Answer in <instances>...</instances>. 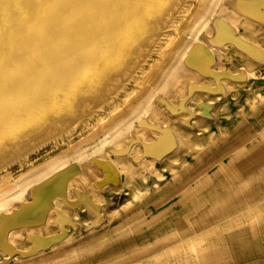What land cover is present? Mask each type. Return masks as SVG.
Listing matches in <instances>:
<instances>
[{
	"label": "bare ground",
	"instance_id": "6f19581e",
	"mask_svg": "<svg viewBox=\"0 0 264 264\" xmlns=\"http://www.w3.org/2000/svg\"><path fill=\"white\" fill-rule=\"evenodd\" d=\"M224 1L226 6L201 5L187 15L189 0H0V172L14 162L23 166L33 152L48 143L57 145L80 127L91 131L63 151L68 159L56 158L39 174L0 187V264L13 258L31 261L60 241L73 221L72 209L82 202L99 222L103 215L90 196L93 189L119 182L121 169L133 177L134 165L163 161L183 144L178 121H189L177 114L185 108L183 102L159 97L160 109L146 99L136 108L130 101L135 91L134 100L145 97V85L161 87L178 52V78L169 88L179 92L190 80L193 100L225 91L226 76H246V69L237 75L217 65L216 49L239 51L251 60L250 67L264 64V45L237 29L246 23L257 35L264 32V0ZM192 15L195 24L210 19L206 32L173 40L171 32L190 28L191 21L179 30L178 25ZM140 73L148 76L139 81ZM130 84L141 89L129 93ZM197 103L210 116L211 103ZM133 112L142 128L153 130V139L136 132L135 148L130 142L111 147L110 154L89 152L94 138ZM73 176L80 181L77 187L69 182ZM128 226L126 222L118 231L123 234L126 228L128 233ZM22 236L28 239L26 246L18 243ZM106 243L93 244L82 257L45 264H89L92 254L117 244Z\"/></svg>",
	"mask_w": 264,
	"mask_h": 264
},
{
	"label": "rangeland",
	"instance_id": "374dc122",
	"mask_svg": "<svg viewBox=\"0 0 264 264\" xmlns=\"http://www.w3.org/2000/svg\"><path fill=\"white\" fill-rule=\"evenodd\" d=\"M210 3L217 7L226 6L224 0H189L190 12L187 15H190L194 10L197 11L201 5ZM193 20L192 15V18L180 21L178 30L185 23L191 21L193 24L182 32L180 29V33L173 30L171 38L173 40L192 39V34H197L200 31L201 36L209 28L210 19L205 21L206 18H203L197 24ZM237 27L241 36L264 45L263 31H256L260 34L257 35L248 30L249 28L255 29L254 26L246 23H240ZM164 42L166 43V40ZM216 53H218L217 65L227 68L228 73L232 72L237 75L246 69L244 72L246 76L244 78L226 76L224 77L225 91L214 93L211 96L199 94L196 96V100H193L195 95L190 96L188 92L190 80H184L185 83L182 81L184 84L180 87L179 92H173L169 88L170 81L175 77L178 78L176 64L181 55L178 52L174 56L173 66L165 71L161 87L157 88L144 83L142 88L145 85V97L141 100H134L137 93L135 91L132 95L133 100H130L133 108L146 99L150 106L155 105L154 107L161 109L162 103L159 97L165 96L175 103L183 102L185 108L179 109L177 113L179 118L189 119L188 123L178 121L180 130L183 131V144L163 161L134 165L133 177L128 176L125 169H121L122 179L119 182H111L99 189H93L90 196L103 215L99 222L95 223V213L86 205V202H82L72 209L71 218L73 221L67 224L68 230L60 241L40 251V254L31 261L13 258L6 264H45L46 261L76 259L77 255L82 257L84 253L88 254L84 251L93 244L106 242L107 245L116 242L117 244L105 248V251L101 249L98 254H92L89 264H152L156 261H159L160 264H170L173 263L172 252L188 251L189 247L185 239H182L183 235L181 238L179 236L182 231L175 232V230L180 226L184 227L180 220L186 222L189 220L188 211L179 207L182 206L183 195L189 191L190 182L199 179L200 170L204 172L211 166L216 169V160L221 157L222 152L229 153L232 148L236 147L235 144H232L231 138L238 135L237 124L239 122H245L246 136H256L260 128L264 130V123H262V121L264 122V113H258V109L255 107L264 102V64L254 63V66L250 67L249 61L251 60L234 49L224 51L218 48ZM147 70L149 67L146 68ZM147 76L148 73L145 76L140 73L139 81ZM127 89L131 93L134 89L139 90L141 87L137 84H130ZM168 90L170 93H167ZM201 99L211 103L210 116L201 113L202 108L197 103ZM259 118L262 123H260V127L253 123ZM138 119L137 112H133L127 119L118 121L105 132L102 131L94 138L92 145H89V152L97 151V154H110L111 147L123 146L130 142H132V148H135L139 145V142L134 140L133 133L136 132L142 135L144 140L153 139V130L142 128ZM93 129L96 127L91 130ZM90 132L82 130L80 127L71 137L57 145L48 143L33 152L23 166L14 162L8 170L0 172V187L30 178L33 174H39L43 168L47 167L48 163H52L56 158L68 159L64 155L62 156L63 151L69 145L85 139ZM37 167H40V170H36ZM80 173H83L82 170ZM74 176L69 182L72 181V186L77 187L80 181L76 180ZM5 179L8 180L6 183L3 182ZM72 192L73 188L69 189V193ZM54 222V220H50V224L53 225ZM126 222L129 225L127 228L129 231L126 233V228H124L125 231L122 229L124 232L122 234L121 230H118ZM56 229L59 230V228ZM118 232L121 235L119 234L117 241L115 237L118 236ZM20 238L19 245L26 246L28 239L25 236ZM179 260H177L178 263H180Z\"/></svg>",
	"mask_w": 264,
	"mask_h": 264
},
{
	"label": "crops",
	"instance_id": "0c3cea01",
	"mask_svg": "<svg viewBox=\"0 0 264 264\" xmlns=\"http://www.w3.org/2000/svg\"><path fill=\"white\" fill-rule=\"evenodd\" d=\"M255 107L264 113V103ZM253 123L260 127V118ZM244 125L231 138L236 147L222 152L216 169L200 170L183 195L189 220L175 232L189 248L172 252L170 264H264V130L246 136Z\"/></svg>",
	"mask_w": 264,
	"mask_h": 264
}]
</instances>
